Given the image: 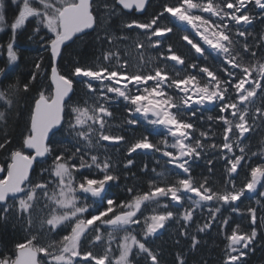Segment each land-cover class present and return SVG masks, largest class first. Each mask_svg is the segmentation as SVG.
Returning a JSON list of instances; mask_svg holds the SVG:
<instances>
[{
  "label": "snow or ice",
  "instance_id": "obj_1",
  "mask_svg": "<svg viewBox=\"0 0 264 264\" xmlns=\"http://www.w3.org/2000/svg\"><path fill=\"white\" fill-rule=\"evenodd\" d=\"M11 3L16 6L17 15L9 24L6 17L8 0H0V32L6 29L11 32L6 45L0 44V48L6 50L8 63L14 64L19 60L15 47L17 31L23 29L30 20L34 21L35 27L29 39H39L41 45L50 53L52 63L49 65L51 83L47 89L38 80V73L43 71L40 63L35 64L36 71L30 75L28 82L21 85L17 81L7 89H0V102L8 109L13 108L20 93H30L33 88L37 93L32 98L29 120L25 132L22 133L20 146L12 149V140L8 135L0 139V151L8 154L6 163L0 165V173L6 174L5 178L0 179V219L6 221L15 214L24 220V225L29 231L25 242L15 245V259L6 256L0 258V264H41V260L44 264H140L138 257L141 256L145 264H161L160 253L151 245L153 238L160 230L165 229L169 221H183V230L179 235L190 238V247L195 249L200 241L195 235H191L188 229L197 209H202L210 202L217 205L208 206L207 219L203 224L197 225V232H206L213 227L222 206L227 205L232 212L239 213L240 209L235 202L245 196L246 192H256L257 187L262 185L264 163L251 167L249 176L239 188L236 187L232 174L238 175V169L243 168L246 146L240 145L246 139L245 134L253 132L257 122L264 125V62L257 59L255 63L245 64L236 49L239 44L243 53L256 58V49L264 48V33L259 35L258 43L254 41L250 45L251 34L248 32V27L257 20V16L252 14L254 9L260 10L262 15L259 22L264 23V0H176L174 4L161 5V10L146 21L124 22L123 27L126 29L135 27L144 30L148 46L158 48L163 43L162 38L173 31L172 27L163 24L162 18L174 17L190 25L203 43L211 49L207 51L199 42H194L188 35H184L182 39L199 54L198 58L212 56L221 65L217 70L196 63L185 65L184 58L169 46L168 55L160 53L165 64L173 61L174 69L179 65L183 66L181 71L185 68L196 70V74L187 73L183 77L176 72L172 78L160 67L148 73H128L127 61L120 63L119 52L112 50L107 51L103 59L107 61L115 58L118 62L117 68L76 65L67 74H61L56 66L62 52L70 46L69 42L75 43L82 35H88L89 31L103 29L105 23L117 14V5L121 6L122 10L135 8L137 12L144 13L149 7V0H105L103 5L98 4L96 0H11ZM97 38L107 39L110 45L114 40L127 39L108 33L107 30L105 36L98 35ZM136 47L141 49L145 44L137 42ZM5 74L6 69L0 68V76ZM199 75L206 77L203 84L198 78ZM77 77L88 79L76 81ZM122 80L127 83L115 86L121 85ZM105 81L108 83L105 84ZM148 81H153L154 86L145 87L143 93H140L139 85H145ZM77 82L85 85L87 94L93 101L92 105H73L72 94L74 83ZM94 82H99V87H94ZM128 84L137 88V94L129 92ZM165 87H174L183 93L179 104L167 94ZM108 93H114L117 98H123L133 106L128 109L129 115L140 113L151 125L165 127L174 142L168 145L165 139L161 143L177 151H163L162 154L187 178H180L165 186H158L153 182L149 190L143 193H133V189L128 188L130 198L121 203L105 196L102 201L103 210L88 213L90 218H84L83 214L88 212V205L84 203L83 206H78L76 193L79 191L81 194L90 193L92 197H101L106 186L119 180V176L113 172L110 158L101 159L93 154L94 150L105 147L101 142L107 141L111 146H115L126 139L123 135L107 134L104 130L105 118L113 115L105 106L111 99ZM257 99L261 101L260 104H257ZM84 103L87 105V101ZM194 105H212L219 109L216 119L222 122L224 129L223 140L219 146L202 142L201 138L208 137L207 132H200V138L193 139L195 126L184 114L196 117L197 110ZM173 108L176 112L172 111ZM225 113L227 115H224ZM208 119L212 120L213 117L209 116ZM4 120L5 112L0 111V121ZM126 123L136 125L140 120L133 118ZM65 125L72 138L70 143L73 150H57V142L53 139L58 132L65 131ZM93 131L96 132L95 137L92 135ZM230 134L235 139H230ZM234 146L238 148L239 154L234 151ZM205 148H219L221 154L226 149L231 153L230 156L221 155L227 166L230 188L221 192L213 190L206 178L202 182L193 181L192 162L200 159ZM138 150L162 151L147 136L129 145L128 156L131 157L132 153ZM44 164H48V167H43ZM34 165L40 169V180L30 177ZM133 165L134 160L128 159L124 167L131 168ZM207 165L211 172V158L207 160ZM93 168L102 173L100 178H90L81 171ZM77 173L81 176L78 183L75 179ZM260 195L264 196V193ZM161 198H167L168 203L161 205ZM186 201L190 202V206L184 208ZM149 204L155 207L151 215H145L142 207ZM169 204L178 209L182 208L183 211L174 212L169 209ZM256 204L260 205L259 216L256 207H248L246 210L251 225L250 231H242L240 224L234 221L235 226L231 227L230 217L221 219L222 226L230 227V234L225 236V264H245L248 251H254L252 246L258 236L257 229H264V205H261L259 200ZM41 205L42 207L38 208ZM49 205L54 208L34 221L33 214L42 212L43 208ZM160 207L164 210L157 212L156 208ZM56 209L63 211L58 212ZM116 209L120 211L117 212ZM241 218L243 219V216ZM97 221L100 224H97ZM101 225L110 229L106 232L107 246L103 254L82 251L81 245L87 244L88 233H94V242L102 240V234L99 232ZM134 226L139 228L138 232L134 231ZM57 229L68 234L63 235L59 241L51 240L46 244L39 242L42 235L59 236ZM121 233L123 235H119ZM113 243L119 253L115 257L112 255ZM176 243L178 244L179 240ZM78 257L80 259H77ZM176 264H185L181 253H177Z\"/></svg>",
  "mask_w": 264,
  "mask_h": 264
},
{
  "label": "trees",
  "instance_id": "obj_2",
  "mask_svg": "<svg viewBox=\"0 0 264 264\" xmlns=\"http://www.w3.org/2000/svg\"><path fill=\"white\" fill-rule=\"evenodd\" d=\"M100 5H103L105 0H96ZM113 2V0H109ZM168 3L174 4L176 0H151L149 7L143 14H137L135 10L126 11L122 10L121 6H116L117 14L112 16L104 25L103 29L98 31H91L88 35H82L80 39H77L75 43H71L62 53L59 61V70L61 74H67L70 72L73 66H83V67H97V66H107L110 68H117V60L111 58L107 61L103 59L104 54L109 51L119 52V62L123 63L127 61L126 71L128 73L151 72L154 68L160 67L168 72L169 77L172 78L176 72H179L180 77H183L187 73L196 74L195 69L185 68L181 71V67L177 65L174 69L172 64L173 61H168L165 64L163 57L160 53L168 55L167 48L172 47L176 54L182 56L185 60V65L196 63L201 66H209L212 70H217L220 68V63L217 59H213L212 56H205L204 58H198L199 54L195 53V50L184 41L182 37L188 35L190 39L194 42H199L201 47L205 48L207 51H211L206 44L196 35L194 29L190 25L179 21L176 18H162L163 24L168 27H172L173 31L167 33L163 39V43L158 48H153L148 46L146 37L143 34L144 30L136 29H126L123 27L124 22H131L132 20L146 21L151 18V16L161 10V5ZM252 7L251 5L249 6ZM103 8H101V12ZM257 16V20L254 21L252 26L248 27V32L251 34L249 36V44L251 45L254 41L258 43V37L261 33H264V23L259 22L260 10L254 9L253 13ZM17 15L16 6L8 0V9L6 12L7 21L10 24L13 17ZM35 27L34 21L30 20L26 23L23 29L17 31L16 37V50L19 56V60L14 64L8 63L7 53L5 48H0V68L6 69V74L0 76V89H7L9 85L19 83L22 85L29 81L30 75L36 71L35 64L40 63L42 72L38 73V80L43 84L44 88L47 89L50 81V68L49 65L52 63L50 59V53L45 50L41 45L38 38L29 39L32 35L33 28ZM231 27V24L229 25ZM105 30L108 33H112L117 37H127V39L114 40L110 45L107 39H98L99 36H105ZM10 29H6L4 32H0V44L6 45L10 38ZM155 39V38H153ZM137 42H143L145 44L144 48L138 49L136 47ZM242 43V41H241ZM237 51L240 52L242 61L245 64L255 63L257 59H262L264 56V48H257L256 58L242 52L240 45H236ZM119 70V69H117ZM218 74H220L218 72ZM255 76V73H253ZM198 78L203 84L206 81V77L199 75ZM86 77H77L76 81L87 80ZM153 81H148L147 84H151ZM105 84L108 82L105 81ZM127 83V81L121 82V85H115L117 87L122 86ZM146 84V85H147ZM141 86L139 85L140 93ZM94 87H99V82H94ZM128 89L131 94H137V88L133 87L132 84H128ZM168 94L173 97L174 102L179 104L183 93L179 92L174 87H166ZM231 91V89H229ZM36 89L33 88L30 93H20L16 97V102L13 108L8 109L7 106L0 102V111L5 112V120L0 121V139L4 135H8L12 140L10 147L12 149L18 148L21 143L22 133L25 132V128L28 124L30 108L32 105V98L36 96ZM47 94V92H46ZM99 95V93H98ZM111 98L106 102V107L113 113L112 117L105 118V132L107 134L123 135L126 139L123 142L115 146H111L110 142H101L105 147H101L93 151V154L98 155L101 159L105 157L110 158L113 166V172L115 175L119 176L118 181L110 183V186H106L105 192L101 197H92L90 193L81 194L79 191L76 193L78 199V206H83L84 203L88 205V212L84 213V218H90L88 213H95L97 211H102V201L106 196L107 198L115 200L117 203H121L129 200L130 193L127 189L132 188L133 193H143L149 190L150 185L154 182L158 186H165L168 184L175 183L180 178H187L186 175H182L179 169H176L173 164L169 163V158L162 154L163 151H173L176 149L166 147L161 143L163 140H167L168 145H171L174 141L171 136L167 134V130L164 126H153L142 118L140 113H133L129 115L128 109L133 107L123 98H117L114 93H108ZM87 101V105H85ZM73 105H79L81 107L89 106L93 104V101L89 98L87 94V89L83 83H74V92L72 94ZM145 103H147L145 101ZM261 101L257 99V104ZM197 110V116L191 117L190 114L185 113L184 115L188 118L189 122H192L195 126L196 131L193 134V139L200 138V132H207V138H201L202 142L205 144H216L220 145L223 140V127L222 122L217 120L216 117L219 115V109L212 105L204 106H193ZM176 112V109H172ZM224 115H227L225 113ZM212 116L213 119L209 120L208 117ZM137 118L140 123L136 125H129L126 123L127 120ZM154 118V117H150ZM231 118V117H230ZM67 119V117H66ZM95 127V126H94ZM93 137L96 136V132L93 131ZM246 139L241 142L240 146H246V156L245 161L242 162L243 168L238 169V175L232 174L235 180L236 187L242 186L246 177L249 176V170L251 167H255L258 164L264 163V125H260L257 122L256 129L247 133ZM147 136L149 140L161 148V152L156 151H141L138 150L136 153H132L131 157L128 156L127 148L131 143H134L137 139ZM57 142V150L61 149H72V144L70 143L71 137L68 134L67 126L65 125V131L63 133L58 132L53 138ZM230 139H235L231 136ZM95 142V141H94ZM187 143V141H186ZM234 151L239 154L238 148L234 146ZM255 153V155H253ZM223 155H231L227 150H223ZM219 148L216 150L205 148L201 153V157L198 160L192 162L191 166V176L194 182H202L205 178L208 180V184L213 188V190L224 191L226 188H230L231 185L228 183L229 174L227 172V166L225 161L221 158ZM7 152L0 151V165H3L7 161ZM213 160L212 171L209 172L207 160ZM87 159V157H86ZM128 159L134 160V165L131 168H125L124 164ZM48 163H51L49 159ZM146 166V168H145ZM43 167H48V164H44ZM153 169L155 171H153ZM85 175L90 178H100L102 173L93 168L91 170L82 169ZM160 174H163L161 176ZM3 173V178L5 177ZM47 175L46 173L44 174ZM1 177V175H0ZM32 177L36 180H40V169L35 166L32 173ZM76 182L81 180V176L77 173L75 175ZM50 187H53L50 185ZM260 193H264V182L261 186L257 187V191L254 193L246 192L245 196L241 197L239 201H236V206L239 207L240 212L234 213L231 208L227 205L221 207V213L217 215V220L213 224V227L206 232H197V225H201L207 219L208 211L207 207H215V202H210L209 205L203 206L202 209H197L194 213L193 222L189 226V232L191 235H195L200 241V244L192 249L191 239L184 238L179 235L182 231L181 225L183 221L177 222L175 219L169 221L166 224L165 229L160 230V233L153 238L152 247L160 253L161 264H176L177 253H181L185 260V264H225L226 260V245L227 240L225 238L226 234H230V227H225L220 224V221L224 217H230L229 225L234 227L233 221L240 224L242 231H250L251 225L249 218L247 217L246 210L248 207H256L258 210V216L260 215V205L256 204L259 200L261 205H264V196ZM11 203V201H10ZM44 202H42L43 205ZM168 203L167 198H161V205ZM38 206L39 207H42ZM190 206V202L186 201L184 203V208ZM154 205H146L142 207L145 215H151ZM54 206L49 205L43 208V211H37L33 214V220L37 221L42 216L47 215V213L52 210ZM169 209L174 212H182L183 209H178L169 204ZM162 207L156 208L157 212L163 211ZM56 211H63L61 209H56ZM116 211H120L116 209ZM111 215V214H109ZM243 216V219L241 218ZM106 219V217H105ZM100 224L99 221L96 222ZM259 224V220H258ZM38 227V225H34ZM110 229L105 225H101L99 232L102 234V240L100 242H94V233H88L87 244L82 243L81 250L92 251L96 255L103 254L106 248V232ZM134 231H139L138 227L134 226ZM258 236L255 243L253 244L254 251H248L245 257V264H264V229H257ZM59 236L48 234L46 236L42 235L39 242L46 244L51 240L59 241L61 237L67 232H60ZM119 235H123L122 233ZM29 236V231L24 225V220L18 218L15 214L10 216L9 219H0V258L10 257L15 258L17 243L25 242ZM179 240L177 244L176 241ZM92 243V244H91ZM101 243V244H100ZM91 244V245H89ZM115 244V243H113ZM89 245L90 247L86 246ZM98 253H97V248ZM113 247V257L117 256L118 249ZM79 259V257L77 258ZM140 264H145L143 256L138 257ZM44 264V261L41 260Z\"/></svg>",
  "mask_w": 264,
  "mask_h": 264
},
{
  "label": "rangeland",
  "instance_id": "obj_3",
  "mask_svg": "<svg viewBox=\"0 0 264 264\" xmlns=\"http://www.w3.org/2000/svg\"><path fill=\"white\" fill-rule=\"evenodd\" d=\"M199 14V13H198ZM205 16H207V14H204ZM213 19H215V18H213ZM195 31V30H194ZM195 33H196V31H195ZM197 35V34H196ZM198 36V35H197ZM199 37V36H198ZM200 38V37H199ZM152 86H154V82H151V84H145V85H142L141 86V91H142V93H143V88H145V87H149V88H151ZM165 90H166V92H168V90L166 89V87H165ZM168 94V93H167ZM169 95V94H168ZM173 111V110H172ZM0 179H3V176H1L0 177ZM103 194V193H102ZM101 194V195H102ZM117 212H119V211H117ZM109 214H111L112 215V213H109ZM92 244V243H91ZM91 244H89V245H91ZM101 244V243H100ZM89 245H86V246H88V247H90ZM107 246V245H106ZM113 246H115V248H116V245L115 244H113ZM97 248V247H96ZM98 248H97V253H98ZM80 259V258H79Z\"/></svg>",
  "mask_w": 264,
  "mask_h": 264
},
{
  "label": "water",
  "instance_id": "obj_4",
  "mask_svg": "<svg viewBox=\"0 0 264 264\" xmlns=\"http://www.w3.org/2000/svg\"><path fill=\"white\" fill-rule=\"evenodd\" d=\"M150 2H151V0H149V3H150ZM133 10H135V8H133V9H131V10H126V11H133ZM135 11H136V10H135ZM136 13H137V14H143V13H139V12H137V11H136ZM89 32H91V31H89ZM69 43L71 44L72 42H69ZM62 53H63V52H62ZM59 61H60V59L56 61V66L58 67V69H59ZM53 87H54V86H53ZM73 92H74V91H73ZM35 166H36V165L33 166L34 169H35ZM32 173H33V172L30 173V177H32ZM1 174H2V173H1ZM41 264H42V263H41Z\"/></svg>",
  "mask_w": 264,
  "mask_h": 264
},
{
  "label": "flooded vegetation",
  "instance_id": "obj_5",
  "mask_svg": "<svg viewBox=\"0 0 264 264\" xmlns=\"http://www.w3.org/2000/svg\"><path fill=\"white\" fill-rule=\"evenodd\" d=\"M41 263H42V261H41ZM43 264V263H42Z\"/></svg>",
  "mask_w": 264,
  "mask_h": 264
}]
</instances>
